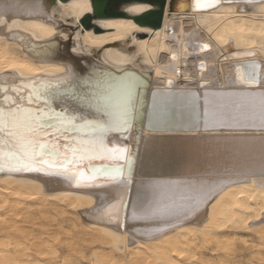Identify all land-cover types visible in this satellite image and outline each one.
Instances as JSON below:
<instances>
[{
  "label": "bare ground",
  "instance_id": "bare-ground-1",
  "mask_svg": "<svg viewBox=\"0 0 264 264\" xmlns=\"http://www.w3.org/2000/svg\"><path fill=\"white\" fill-rule=\"evenodd\" d=\"M152 8L0 0V101L20 82L66 77L61 91L99 99L113 119L131 107L127 130L96 135L134 158L130 176L79 184L5 167L0 264H264V124L250 106L264 93V0H166L160 26L134 19Z\"/></svg>",
  "mask_w": 264,
  "mask_h": 264
},
{
  "label": "snow or ice",
  "instance_id": "snow-or-ice-1",
  "mask_svg": "<svg viewBox=\"0 0 264 264\" xmlns=\"http://www.w3.org/2000/svg\"><path fill=\"white\" fill-rule=\"evenodd\" d=\"M216 0H195L196 10L214 7ZM251 54V53H249ZM66 77L57 81L20 82L11 90L17 97L3 95L0 101V171L12 170L40 172L45 168H56L60 174H68L80 181H93L98 174L113 178L130 176L134 158L127 147L109 144L104 137H97L98 129L104 133L114 126L127 130L132 122V110L125 106L115 115L99 99L76 98L74 94L61 91L60 85ZM257 79L249 74L248 80ZM28 94L24 96L23 90ZM7 86L0 93H7ZM256 102H250L252 115L264 124V93ZM28 106H25V105ZM96 105L94 111L85 112V107ZM205 118L214 114L205 109ZM63 141V143H61ZM94 160L108 163L97 168ZM87 166V173L85 172ZM147 208L146 211H161ZM135 217V212L133 213Z\"/></svg>",
  "mask_w": 264,
  "mask_h": 264
},
{
  "label": "water",
  "instance_id": "water-1",
  "mask_svg": "<svg viewBox=\"0 0 264 264\" xmlns=\"http://www.w3.org/2000/svg\"><path fill=\"white\" fill-rule=\"evenodd\" d=\"M166 0H92L95 14L99 16H120L123 15V6L133 2H147L154 5V8L144 11L143 13L134 16V19L141 25L158 27L162 23L164 14V4ZM90 17L84 19L85 23L89 22ZM131 74L134 76H143L146 73L139 74L128 68L119 74ZM114 74V73H113ZM118 75V73H115Z\"/></svg>",
  "mask_w": 264,
  "mask_h": 264
}]
</instances>
